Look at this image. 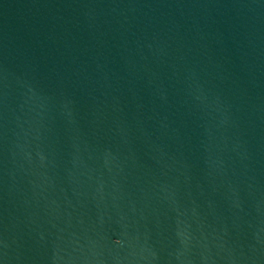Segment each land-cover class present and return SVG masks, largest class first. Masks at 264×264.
<instances>
[{
  "label": "water",
  "instance_id": "95a60500",
  "mask_svg": "<svg viewBox=\"0 0 264 264\" xmlns=\"http://www.w3.org/2000/svg\"><path fill=\"white\" fill-rule=\"evenodd\" d=\"M0 264H264V0H0Z\"/></svg>",
  "mask_w": 264,
  "mask_h": 264
}]
</instances>
